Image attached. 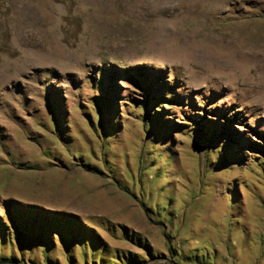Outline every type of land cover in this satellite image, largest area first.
Segmentation results:
<instances>
[{
  "label": "rangeland",
  "instance_id": "374dc122",
  "mask_svg": "<svg viewBox=\"0 0 264 264\" xmlns=\"http://www.w3.org/2000/svg\"><path fill=\"white\" fill-rule=\"evenodd\" d=\"M263 76L264 0H0V218L96 244L0 260L264 264Z\"/></svg>",
  "mask_w": 264,
  "mask_h": 264
},
{
  "label": "trees",
  "instance_id": "16d2710c",
  "mask_svg": "<svg viewBox=\"0 0 264 264\" xmlns=\"http://www.w3.org/2000/svg\"><path fill=\"white\" fill-rule=\"evenodd\" d=\"M6 216L8 217L7 219H10V223L14 228L4 218H0V245L3 247L12 245L21 250H32L36 245H43L45 252H51L56 244L54 236L62 234V237L66 240L64 242L65 240L63 239L66 251L70 252L75 247H79L83 253L88 252L91 253V256H94L95 242H86V240L83 242L79 235L72 237L71 243L68 242L71 238V236L69 238L68 233L71 234L73 231L72 226L69 224L68 226L70 227H67L66 224H53L50 226L40 219L34 211L18 213L7 209ZM82 246H86V250ZM0 263L17 264L18 262L12 253L8 258L1 256Z\"/></svg>",
  "mask_w": 264,
  "mask_h": 264
},
{
  "label": "bare ground",
  "instance_id": "6f19581e",
  "mask_svg": "<svg viewBox=\"0 0 264 264\" xmlns=\"http://www.w3.org/2000/svg\"><path fill=\"white\" fill-rule=\"evenodd\" d=\"M263 79H264V76H263ZM264 81V80H263ZM263 84H264V82H263ZM263 86V85H262Z\"/></svg>",
  "mask_w": 264,
  "mask_h": 264
}]
</instances>
